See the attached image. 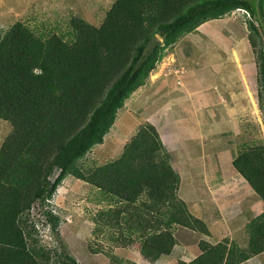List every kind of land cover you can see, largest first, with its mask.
Segmentation results:
<instances>
[{
    "label": "trees",
    "instance_id": "obj_1",
    "mask_svg": "<svg viewBox=\"0 0 264 264\" xmlns=\"http://www.w3.org/2000/svg\"><path fill=\"white\" fill-rule=\"evenodd\" d=\"M261 5L260 0H116L100 28L74 17L66 33H37L17 22L0 35V119L12 128L0 148V264H81L65 249L54 259L31 221L37 207L58 235L60 219L46 204L69 176L97 189L107 203L90 218L93 239L87 245L111 264H138L116 255L115 247L137 244L152 264L171 255L178 227L212 235L179 197L181 174L155 126L141 123L113 161L88 168L79 161L103 143L167 47L236 9L255 21L249 37L255 47L263 27ZM263 38L264 32L260 42ZM259 55L264 85V52ZM141 100L133 104L136 109ZM233 166L264 201V145L237 153ZM246 228L245 247L228 238L215 244L201 239L200 254L178 264H242L263 254L264 213L250 217Z\"/></svg>",
    "mask_w": 264,
    "mask_h": 264
},
{
    "label": "rangeland",
    "instance_id": "obj_2",
    "mask_svg": "<svg viewBox=\"0 0 264 264\" xmlns=\"http://www.w3.org/2000/svg\"><path fill=\"white\" fill-rule=\"evenodd\" d=\"M115 1L0 0V35L17 22H24L37 33H66L70 30V22L74 17L81 18L100 28ZM260 1L262 5L258 8V13L264 27V0ZM251 21L253 18L250 13L244 9H236L219 19L209 20L194 31L184 34L172 46L167 47L170 52L168 51L166 56L171 55L165 63H176L180 67L178 77L172 79L173 85H171V80L170 83H164L167 78L161 76L162 70H157V74L155 73L156 75L152 78L155 79L154 81H158V85H160L158 90L160 91L164 89L168 92V87L171 86H177L180 89L179 92L170 95L167 112L160 111L152 117L146 115L143 123L158 125L160 121L166 122L160 130L167 132L166 129L170 126L174 128L172 122L175 119L178 120L181 117L183 120H192L195 118L199 123L205 113L208 120L203 125L207 126L205 129L207 134L202 135L198 132L193 136H187L189 138L186 139V142L189 141L192 145L206 142L204 146L207 145V148L221 150V154L217 156L219 159L222 157V151L227 150L225 148L227 144L231 143L232 146L235 144L237 147L236 149L231 146L232 150L228 148L229 150L223 153L225 157H228L223 158L221 164H218L215 152L207 154L211 157L204 158V162L207 165L214 164L215 177L212 180L213 170L208 166L210 183L202 184L203 179L197 178L199 180V184L196 185L199 191L198 200L203 202L201 205H197L195 201L187 198V201L190 202H187L189 211L197 218L203 219L213 232L210 236H204L197 232V236H195L197 246L201 239L215 244L228 238L245 247L248 241L247 222L250 217L253 219L264 213V201L257 200L255 196L252 198L254 192L246 180L240 174H236L232 178H227L228 174L226 175L230 168V160L236 150L240 153L256 145H264V85L259 83V53L260 50L264 52V38L260 42L259 37L264 30L262 26L259 28L260 34L259 36L255 35L257 42L253 47L249 41ZM253 23L255 24V21ZM159 41L163 43L161 39ZM166 46L164 45L162 48L165 49ZM162 83L164 84L162 85ZM137 91L126 101L124 108L118 112L117 119L105 135L103 143L92 147L86 158L79 161L80 164L84 163L87 168L95 167L113 161L122 154L129 137L131 134H135L140 127L138 124L136 129L132 127L135 120L133 117L137 115L134 112L135 106H133L139 94ZM11 130L10 123L0 119V148ZM218 133L221 134V137L218 136ZM211 135H214V138ZM170 140L165 137L169 151L173 150L172 148L176 145ZM177 147L179 146L176 145ZM168 150L166 149V151ZM169 154L176 160L177 170L180 167L185 175L184 166L189 163V157L185 158L182 155L185 162H181L178 160L179 154L175 152H169ZM191 162V165L196 168L204 169L206 167L202 166L203 162H199V159L193 158ZM216 165L219 169L223 168L225 174L218 175ZM210 175L211 177H209ZM187 185V183L183 184V186ZM214 186L217 189H214L211 194L208 188L211 189ZM193 190L194 188L190 187V193ZM98 194L97 189L72 176L64 180L62 186L46 204V210L52 211L60 219L58 235L52 231L51 224L47 222L44 214L38 212L37 207L33 209L31 221L34 222L38 231L37 238L52 251L53 256L65 249L76 258H81V262L84 259L85 264L104 263L102 257L110 262L104 254H91L87 245L93 239L94 224L90 218L100 210L95 201ZM247 213L250 217H247ZM177 230L175 236L178 242L174 253L172 252L173 258L159 263L178 264L179 259L188 261L200 254L197 246L188 247V251L183 252L180 246L182 244L178 240L180 229ZM100 240L104 246L107 245L105 239L101 238ZM113 250L116 255L125 260L130 259L132 262L137 260L139 263H143L138 258L140 246L137 244L126 249L115 247ZM134 254L137 255V258ZM101 255L102 257L99 258ZM56 257L54 256V259H58ZM242 264H264V253Z\"/></svg>",
    "mask_w": 264,
    "mask_h": 264
},
{
    "label": "crops",
    "instance_id": "obj_3",
    "mask_svg": "<svg viewBox=\"0 0 264 264\" xmlns=\"http://www.w3.org/2000/svg\"><path fill=\"white\" fill-rule=\"evenodd\" d=\"M171 51H173V50H171ZM170 52V51H169ZM171 55V54H170ZM170 55H168V56H165L164 58H163V60L159 63V64H157V68H156V70L150 75V77H149V79H148V82H147V84L145 85V86H143V87H141L138 91H137V94H138V97H137V100H139L140 99V97L142 98V100H141V105H140V107L138 108V109H136V107L138 106H136L135 107V109H134V112L137 114L136 116H134L133 118L135 119L134 120V123H133V128H135L136 127V125L138 124V125H140L141 123H143L144 122V116H146V115H148V117H152L153 115H155V114H157V112L159 113L160 111H168L169 109H168V103H169V99H170V95H174V93H176V92H179V87H177V86H171V87H168L169 88V91L168 92H166L164 89H162L161 91L160 90H158V88L160 87V85H158L159 83H158V81L156 82V81H154L155 79H152V78H154V76L157 74L156 73V71L157 70H162V74H161V76H163V78H167V80L166 81H164V83L165 82H169L170 80H171V85H173V80L172 79H175L176 77H178L177 76V72H179L180 71V67H179V65H176V63H170V64H167V63H165V61H166V59L170 56ZM156 73V74H155ZM175 77V78H174ZM160 81V80H159ZM176 81H177V79H176ZM190 81V78L188 79V82ZM164 83H162V85L164 84ZM170 83V82H169ZM176 89H178V90H176ZM172 98V97H171ZM173 98H175L174 96H173ZM176 99V98H175ZM207 101V100H206ZM206 107V106H205ZM208 107V106H207ZM206 107V108H207ZM128 112H130L129 110H128ZM148 117H147V119H148ZM157 119H158V117H157ZM206 120H208V117H207V115H205V113H204V116L201 118V120H200V122L198 123V121L196 122V120H195V118L194 119H192V120H183V118H179L178 120L177 119H175V121H173L172 122V124H173V127L174 128H172L171 126H170V128H168V129H166V131L167 132H161V128H162V126L163 125H165L166 124V122L165 123H163L162 121H160V123L158 124V125H155L154 123H152L151 121V123L157 128V130H158V132H159V136H160V139H161V141H162V143H163V145H164V147H165V149H167L168 150V147L166 146V143H165V137L166 138H169V140H170V138H171V140L173 141V143H175L176 145H178L179 147H177L176 148V145L172 148L173 150H171V151H167L168 153L169 152H175V153H177V154H179V158H178V160L179 161H181V162H185V160H183V158H182V155L186 158H188L189 160H188V164L187 165H185L184 166V168H185V170H184V172H185V175H183V170L180 168V167H178L179 168V172H180V174H181V184H180V187H179V191H178V195H179V197L182 199V200H184L186 203L188 202V203H190L189 201H187L188 199L187 198H189L190 200H192V201H195L196 203H197V205H201V203H203L202 202V200L200 201V199L198 200V188H197V186L196 185H198L199 184V180H197V178L198 179H203L202 180V184H209L210 183V181L208 180V166H210V169L212 168V170H213V173H212V180H213V178L215 177V169H214V164L212 163L211 165H207L206 164V162H204L205 160H204V158H208V156H210L211 157V155H207V154H213V152H215L216 153V159L218 160V164H221L222 163V161L224 160L223 158H226V157H228V156H224L223 155V153H225V152H227L229 149L228 148H236L237 149V147L235 146V144L232 146L231 145V143L230 144H227V147H225V148H227V150L225 149V151H222V157L219 159L217 156L218 155H220L221 154V150H216V149H214V148H207V145L206 146H204L205 145V143L206 142H200V143H196V144H194V145H192V143H190L189 141L188 142H186L187 140L186 139H188L189 137H187V136H193V135H195L196 133H198V132H200L202 135H206L207 133H206V125H203V124H205L206 123ZM140 123V124H139ZM211 126H213V125H211ZM132 129V128H131ZM136 129V128H135ZM197 129H199L197 132H196V130ZM171 130V131H170ZM205 130V131H204ZM170 131V133H168ZM206 133V134H205ZM177 134V135H176ZM133 135H134V133H133ZM132 134H131V136L129 137V140H130V138L133 136ZM232 135V134H231ZM213 138H214V135H211ZM218 136H220L221 137V134L220 133H218ZM237 136V135H236ZM239 136V135H238ZM170 140V141H171ZM178 140V141H177ZM183 140V141H182ZM206 140V139H205ZM210 140V139H209ZM232 141V140H231ZM184 142V143H183ZM186 142V143H185ZM208 142V141H207ZM232 146V147H231ZM232 148V149H233ZM231 149V150H232ZM237 153H238V150H236L235 151V153H234V156H233V158H232V160H230V168H228V173H226V175H227V178L228 177H234V176H236V174H239L238 172H237V170L234 168V166H233V161H234V159L236 158V156H237ZM232 155H233V152H232ZM199 159V162H203V164H202V166L204 165V166H206V167H204V169H202V168H196V167H194V166H192L191 165V160L192 159ZM230 159V158H229ZM172 162H173V167L175 168V169H177V167H176V165H175V162H176V160L175 159H173V157H172ZM177 163V162H176ZM191 165V166H190ZM201 166V167H202ZM220 167V166H219ZM221 168V167H220ZM219 168L217 167V165H216V170L218 171V175H223V174H225L224 173V169L223 168H221V169H219ZM232 170V171H231ZM187 177V178H186ZM209 177H211V175L209 176ZM186 179V180H185ZM217 182V181H216ZM220 181H218L217 183H219ZM247 182V181H246ZM184 183H187L188 185L187 186H183V184ZM190 187H192V188H194V190H193V192L192 193H190ZM214 189H217V187H212L211 189L210 188H208V190H210L211 191V194L213 193V190ZM199 190H201V189H199ZM201 193V192H200ZM211 194H210V196H211ZM193 195H194V197H193ZM256 197L257 198V200H260L258 197H257V195L256 194H254L253 196H252V198L253 197ZM193 197V198H192ZM208 200V199H207ZM95 201H96V204H97V206L101 209V208H103V207H106L107 206V203L106 202H104L103 201V198H95ZM207 202V201H206ZM188 205V204H187ZM189 207V206H188ZM199 207V206H198ZM197 208V207H196ZM190 210V209H189ZM204 212V211H203ZM206 212V211H205ZM204 212V213H205ZM192 213V212H191ZM193 214V213H192ZM179 228V227H178ZM180 230H179V241H180V243L182 244V245H180L181 246V248H182V250H183V252H186V251H188V247H195V246H197L196 244H197V238L195 237V236H197V232H195V231H192V230H190V229H186V228H182V227H180L179 228ZM177 232H178V230L175 232V235L177 234ZM198 247V246H197ZM176 248V247H175ZM124 249H126V248H124ZM199 249V248H198ZM173 253H174V250H173ZM171 254V255H169V256H162L156 263H154V264H161V263H159L160 261H163V260H171V258H173V256H174V254ZM89 255V254H88ZM131 255H133V254H131ZM134 256H135V258H137V255H135L134 254ZM183 256H184V254H183ZM185 256H186V254H185ZM102 257V255L99 257V258H101ZM197 257V255L196 256H194L192 259H189L188 261H186V260H183V261H185V262H191L192 260H194L195 258ZM96 258H98V257H96ZM138 258H140L142 261H143V263H139V261H137L136 260V263H138V264H152V263H149L148 261H146L144 258H143V256L141 255V252H139L138 253ZM77 259L79 260V262L81 263V264H85V262H84V259H83V261L81 262V258L79 259V257H77ZM102 259V261L104 262V263H98V264H110V262L109 261H107L106 259H103V257L101 258ZM128 260H130V259H128ZM179 260H182V259H179ZM131 261V260H130Z\"/></svg>",
    "mask_w": 264,
    "mask_h": 264
},
{
    "label": "clouds",
    "instance_id": "obj_4",
    "mask_svg": "<svg viewBox=\"0 0 264 264\" xmlns=\"http://www.w3.org/2000/svg\"><path fill=\"white\" fill-rule=\"evenodd\" d=\"M178 73V72H177Z\"/></svg>",
    "mask_w": 264,
    "mask_h": 264
}]
</instances>
